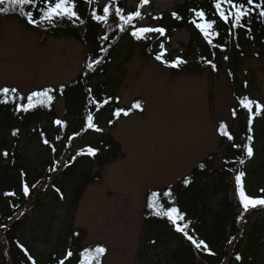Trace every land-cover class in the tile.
<instances>
[{
  "label": "trees",
  "instance_id": "16d2710c",
  "mask_svg": "<svg viewBox=\"0 0 264 264\" xmlns=\"http://www.w3.org/2000/svg\"><path fill=\"white\" fill-rule=\"evenodd\" d=\"M74 2L83 24L63 20L54 25L33 26L18 14V8L13 10L7 3L0 5V16L14 18L38 35L73 38L89 47L83 71L67 85H63L65 94L61 96L56 93L50 108L38 106L29 113H17L12 103L0 105V264H31L21 246L36 264H58L69 250L73 256L65 259V264H104L102 257L97 262L91 256H86V253H94L95 248L84 246L86 234L73 226L74 212L87 187L101 183L103 170L124 156L121 145L105 133L104 124H115L118 120L140 115L144 111L141 99H135L129 107L121 106L115 89L119 80L116 74L125 73V65L133 58L137 44L144 50L147 45L131 36V27L121 32L120 23H112L110 20L115 15L116 7H121L122 0H113L107 24L91 18L93 10L102 15V7L88 3L87 0ZM215 2L178 1L173 9L158 17L160 22H169L167 37L170 38L175 30L185 29L190 33V41L182 53L177 57H162V60L168 62L181 58L186 61L185 64L177 68L167 67L155 59L159 51L153 50L150 54L160 66L174 74H202L212 70L216 74L225 72L234 89L232 117L235 127L225 125L224 129L233 139L229 141L227 135L222 136L219 127L218 146L222 150L220 166H215L216 155L210 154L187 175L194 178V183L188 188L181 183L182 178L176 186L154 191L160 193L158 203L163 208L176 206L185 214L190 234L195 233L196 238L203 239L216 255L208 256L197 251L182 234L174 231L166 218L156 217L147 206L151 192L142 213L139 264H264V211L253 210L245 221L237 222L239 207L229 197L231 192H235L234 177L241 170L246 173L244 184L249 195L256 197L260 195V189L264 188V113L253 120V158L246 160L244 165L238 163L244 157L243 145L247 143L249 135V113L244 103L251 100L263 105L252 95L256 90L255 78L242 84L237 78L244 61L250 58L264 59V22L254 13L246 21V28L234 29L230 35L231 22L225 24L220 19L214 7ZM237 2L246 3V0ZM5 9L7 12H4ZM25 10H28L27 6ZM31 10L34 17H38L36 10ZM195 11H203L207 20L216 22L212 31L218 35L210 37L211 45L191 22H201L195 16ZM173 13L179 19L174 18ZM145 18H151V21L154 19L152 15H146ZM103 36L108 39H101ZM95 59H101L102 63L96 71H89L86 66ZM213 64L215 69L212 68ZM89 88L92 89L91 93ZM19 94L25 99L17 103H26L30 93L19 91ZM90 95L98 103L102 104L109 99L110 103L104 104L97 111L96 105L89 103ZM245 97L247 100H244ZM59 101L63 102L61 117L56 112ZM136 102L140 103L142 110L132 107ZM255 103L252 105L253 113ZM117 109L129 111L130 114L125 117L121 113L120 118H116L114 112ZM89 113L93 114L94 123L103 129L102 132L87 128L86 118ZM56 120L62 121V125H56ZM14 130H19L17 136L12 135ZM43 138H47L56 148L55 153L49 145L43 143ZM233 144L241 147L235 148ZM87 147L99 149L97 156L77 155ZM4 151L9 153L6 158L2 155ZM53 161H59L61 165L56 172L49 170ZM65 164L69 166L64 167ZM201 164L206 165L204 171L199 168ZM24 183L30 187L36 185L31 189L29 197L23 195ZM169 188L174 193L172 198L164 195ZM6 192H14L16 195L5 196ZM63 207H67L64 230L57 233L48 252L39 254L36 248L39 232L48 229L47 224L51 222L49 217ZM152 240L156 243L152 244ZM236 256H241V261H236Z\"/></svg>",
  "mask_w": 264,
  "mask_h": 264
},
{
  "label": "rangeland",
  "instance_id": "374dc122",
  "mask_svg": "<svg viewBox=\"0 0 264 264\" xmlns=\"http://www.w3.org/2000/svg\"><path fill=\"white\" fill-rule=\"evenodd\" d=\"M122 1L120 8L125 15L141 12V18L133 21L136 27H162L165 35L147 34V39L140 40L147 49L137 44L125 73L116 74L115 94L120 105L129 107L141 99L144 111L115 124H104L105 133L121 145L124 156L103 170L101 183L87 187L74 212L73 226L86 234L84 246L106 249L104 264H139V235L147 196L176 186L210 154L216 155L215 166L219 167V127H235L234 89L225 72L174 74L150 54L153 50L160 54L163 44L162 57H177L188 45L187 30H175L166 37L169 22L158 18L184 0H149L145 6L141 0ZM91 2L102 8L113 4V0ZM146 15H152L153 21ZM111 17L112 23H121L116 15ZM88 53L89 47L73 38L38 35L16 19L0 16V88L15 87L28 94L67 85L83 71ZM253 77L256 90L252 95L264 106V59L250 58L242 63L239 83ZM56 112L62 116V101ZM229 197L241 214L236 192ZM66 216L67 207H63L49 217L48 229L39 232V254L52 248L57 233L64 230Z\"/></svg>",
  "mask_w": 264,
  "mask_h": 264
},
{
  "label": "snow or ice",
  "instance_id": "6c2138e0",
  "mask_svg": "<svg viewBox=\"0 0 264 264\" xmlns=\"http://www.w3.org/2000/svg\"><path fill=\"white\" fill-rule=\"evenodd\" d=\"M88 3H91V0H87ZM7 3L13 10L19 9V15L21 17H24L28 24L33 26H40L42 24L47 25H54L57 21H63L67 20L70 22L79 21L80 24H83L84 21L80 18L76 11V3L74 0H0V5H4ZM149 3V0H141V6H145ZM222 5H226V7H222ZM28 7V10L26 11L25 8ZM214 7L216 9V13L220 17L221 20L225 22V24H228L231 22V26L229 29V34H232V30L238 29V28H246L247 24L246 21L248 19H251L253 17L254 13L258 14V17L260 18L261 22H264V0H260V2H255V0H246V3L244 2H237V0H216ZM110 8L111 5H106L102 10V15L97 14L95 10L91 12V18L95 20L98 23H104L107 24L109 16H110ZM31 9H35L38 13V17H34V13ZM4 12H7V9L4 10ZM115 15L119 17L121 23L119 24V29L121 32L125 31V29L129 26L133 29L131 31V36L134 37L136 40H144L147 39V34L149 33H159L161 36L165 35V29L162 27H136L133 24V21L141 18V12L135 11L133 13H129L125 15L120 7H116L115 9ZM174 18L179 19L178 16H176L175 13H173ZM195 16L199 18L201 21L200 23H196L195 20L191 21L195 24V27L203 34L204 38L208 40V43L211 45L212 40L210 39L211 36L218 35L217 32L212 31L215 21H210L206 19L205 13L203 11H195ZM248 31H251V29H247ZM101 39L107 40V36L101 37ZM162 52L160 54H157L155 56V59L157 61H161L165 64L167 67L171 68H177L180 65H183L186 63L185 60L181 58H177L173 62H168L165 60H162L163 50L164 46L161 44ZM222 51H224L223 48H221ZM225 60L228 59L227 56L224 57ZM102 63L101 59H95L91 63L87 64V69L89 71H96L97 66H99ZM210 63V62H209ZM212 68L215 69V65H212ZM87 75V72L85 73ZM89 93L92 92V89H88ZM56 93L63 96L65 94V88L64 86H60V88L54 89V88H45L43 90L39 91H33L31 92L26 100V103H17L19 100H24L25 98L19 94V91L17 88L12 87H4L0 88V105H8L9 103H12L15 105L14 111L17 113L23 112V113H29L30 111L35 110L38 106L39 107H48L50 108L55 99H56ZM89 103L91 105H96V110L99 111L100 108L104 106V104L110 103L109 100H105L102 104L98 103V101L93 97L89 96ZM244 100H247V97L244 98ZM243 103V101H242ZM255 102L251 100H247V103H244V107L248 110V133L247 136V143L243 145L244 148V157L239 159L238 163L240 165H244L246 163V160H250L254 156V149H253V120L257 116H261L262 113H264V106H261L259 103H255V113H253L252 105ZM135 109H141V105L139 102H136L133 106ZM121 113H123V116H128L130 114L129 111H125L123 109H117L114 112V116L116 118H120ZM235 112H233V116H235ZM87 121V128L91 129L95 132H102L103 129L99 128L94 123V116L93 114L89 113V115L86 118ZM56 125H62V121L56 120L54 122ZM225 125H220V134L227 135V138L229 141L233 139L231 135H228L225 131ZM19 130H14L12 132L13 136L18 135ZM74 138V137H73ZM43 143L45 145H49L51 147V150L53 153L56 152V148L50 144V141L47 138H43ZM233 147L240 148L241 145L233 144ZM99 149H94L93 147H87L84 150H81L77 153L78 156H91L96 157L98 154ZM2 155L6 158L8 157L9 153L7 151H4ZM75 159V158H73ZM69 165L65 164L64 167H68ZM61 167L59 161H53L52 166L50 167V172H56ZM199 168L201 171H204L206 168L205 164L199 165ZM22 175H24L22 173ZM246 173L245 171L241 170L239 171L235 177V192L238 197L239 205L241 208V214L237 217V222H243L246 220L247 215L251 214L253 210H260L264 211V188L260 189V195L253 197L249 195L245 190V179ZM181 183L185 188H188L190 185L194 183V178L192 176H187L182 179ZM36 185L33 184L31 187L24 183L22 186V192L24 197H29L31 194V189L35 188ZM59 192L60 190L57 189ZM5 196H15L16 194L14 192H6L4 193ZM164 195L168 198H172L174 193L171 188L168 189ZM63 199V196L60 197ZM160 193L153 192L151 194L150 199L148 200V208L152 210L153 214L158 218H166L167 221L171 224L174 231L176 233L182 234L184 238H186L187 241L191 243L192 246L195 247L197 251L204 252L208 256H215L216 253H214L209 245L203 240L198 239L195 237V233L190 234V226L188 221L185 218V214L180 211V209L176 206H171L168 208H163L159 203ZM173 204H175V200L172 201ZM234 239V238H233ZM232 241L230 240L229 243ZM152 244H155L156 241L152 240ZM22 250H24L25 255L27 256L28 260L31 261V264H36V261L33 259V257L28 254V251L26 249H23V246H21ZM106 253V249L102 246H97L94 250V253H86V256H91L93 259H95L97 262H99L100 258ZM73 256L72 251H67V255L64 259H60L58 264H65V259L70 258ZM241 256H236V261H241Z\"/></svg>",
  "mask_w": 264,
  "mask_h": 264
}]
</instances>
